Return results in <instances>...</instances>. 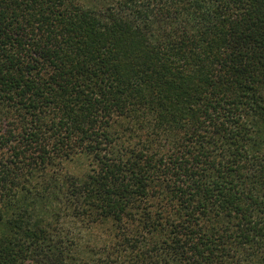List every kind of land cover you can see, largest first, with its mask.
Segmentation results:
<instances>
[{"label": "trees", "instance_id": "16d2710c", "mask_svg": "<svg viewBox=\"0 0 264 264\" xmlns=\"http://www.w3.org/2000/svg\"><path fill=\"white\" fill-rule=\"evenodd\" d=\"M0 264H264V0H0Z\"/></svg>", "mask_w": 264, "mask_h": 264}, {"label": "rangeland", "instance_id": "374dc122", "mask_svg": "<svg viewBox=\"0 0 264 264\" xmlns=\"http://www.w3.org/2000/svg\"><path fill=\"white\" fill-rule=\"evenodd\" d=\"M89 168V160L77 157L66 163V170L76 175H82Z\"/></svg>", "mask_w": 264, "mask_h": 264}]
</instances>
